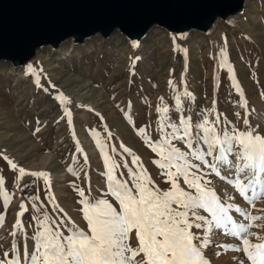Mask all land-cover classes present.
Returning a JSON list of instances; mask_svg holds the SVG:
<instances>
[{"label":"rangeland","instance_id":"1","mask_svg":"<svg viewBox=\"0 0 264 264\" xmlns=\"http://www.w3.org/2000/svg\"><path fill=\"white\" fill-rule=\"evenodd\" d=\"M237 21V26L232 27L219 20L213 31L220 29L223 35L193 31L186 41L154 28L138 47H133L119 32L109 39L94 36L79 45L69 40L57 50L50 46L39 49L26 78L19 76L23 67L15 69L11 63L0 64V153L28 172H48L51 178L49 193L43 180L31 176L16 179L17 173L0 157V174L5 178L0 191V215L5 217L0 227V259L5 252L12 256L14 239L23 248L24 240L11 235L21 202L29 206L21 217L29 236L36 227L31 217L38 215L31 204L39 206L41 202L44 205L41 211L53 217L66 213L87 230L80 210L81 198L73 184L83 188L86 195L90 187V199L101 196V190L106 187L102 175L106 169L98 141L107 146L109 155L118 164L127 162L133 167L132 158L123 151L127 147L140 157L160 187H168L152 163L155 154L137 132L149 126L153 140L159 138L157 107L161 106V97L173 121L178 118L174 97L186 88L195 97V103L183 96L181 99L185 115L190 114L193 122L199 119L203 109H209L242 129L245 110L239 104L246 100L251 125L264 134V0H247L245 12ZM148 43L151 44L147 46ZM143 45L147 46L145 50ZM222 50L227 68L222 66ZM35 73L39 84L33 77ZM169 81L175 85V92ZM237 83L239 88L234 87ZM60 93L70 101L67 107L72 113L71 124L64 115L65 106L55 98ZM237 112L240 118L235 116ZM177 146L183 147L179 143ZM73 157L78 163L73 162ZM70 165L79 178L68 171ZM120 171L127 179V169L121 167ZM214 186L222 197L235 195L234 203L247 208L253 216L264 217V199L252 207L218 178ZM3 191L11 195L7 206L3 204ZM33 195H39L40 201L30 202L27 198ZM49 195L55 197L63 213L53 211ZM253 224L264 226V219ZM251 230L264 236V227ZM232 239L220 232L213 236L214 243L233 244ZM253 242H256L254 238ZM27 245L31 252L33 241L28 239ZM212 249L216 248L205 250L210 264H239L243 255L235 252L231 259L228 251L217 248L221 255L215 257L211 256Z\"/></svg>","mask_w":264,"mask_h":264},{"label":"snow or ice","instance_id":"2","mask_svg":"<svg viewBox=\"0 0 264 264\" xmlns=\"http://www.w3.org/2000/svg\"><path fill=\"white\" fill-rule=\"evenodd\" d=\"M220 55L222 66L227 68L223 50ZM36 82L39 84V77ZM169 85L175 92L172 81ZM234 87L239 88L238 83ZM181 96L195 103V97L186 88L175 95L176 121L171 119L163 97L160 98L158 139L153 140L149 126L137 129L146 146L155 154L152 163L160 170L162 182L168 187H160L140 157L127 147L122 146L132 158L133 167L127 162L118 164L109 155L107 146L98 141L106 169L102 173L106 187L101 190V196L90 199V187L89 195H86L83 188L73 184L81 198L80 210L87 230L66 213L62 217H53L47 211H41L44 207L41 202L39 206L31 204L38 215L31 217L36 227L29 236L21 219L29 206L21 202L11 235L14 238L19 235L24 240L23 248L14 239L12 256L5 252L0 264H210L205 255V250L210 248L242 253L239 264H264V236L251 231L253 227H264L253 224L264 217L253 216L247 208L234 203L235 195L222 197L214 186L218 178L252 207L264 199V134L251 125L246 100L239 104L245 110V127L242 129L209 109H203L199 119L193 122L190 114L185 115ZM55 98L65 106L64 115L71 124L72 113L67 107L69 99L62 93ZM235 116L240 118L241 114L237 112ZM39 131L37 128L36 132ZM178 143L183 147L177 146ZM112 151L115 153V148ZM0 157L17 173L16 179L31 176L43 180L50 193L48 172H28L3 153ZM73 162L78 163L75 157ZM121 167L127 169V179L120 171ZM68 171L79 178L72 165ZM4 185L5 178L0 174V191ZM27 199L40 201L39 195ZM49 201L53 211L63 213L54 196L49 195ZM10 202L11 195L3 191L4 206ZM4 221L5 217L0 215V227ZM217 232L238 243H214L213 236ZM28 239L33 241L31 252ZM214 254L221 255L220 252Z\"/></svg>","mask_w":264,"mask_h":264},{"label":"water","instance_id":"3","mask_svg":"<svg viewBox=\"0 0 264 264\" xmlns=\"http://www.w3.org/2000/svg\"><path fill=\"white\" fill-rule=\"evenodd\" d=\"M247 0H0V64L29 65L39 49L119 32L138 46L154 28L186 41L222 20L232 27ZM233 20V21H231Z\"/></svg>","mask_w":264,"mask_h":264},{"label":"bare ground","instance_id":"4","mask_svg":"<svg viewBox=\"0 0 264 264\" xmlns=\"http://www.w3.org/2000/svg\"><path fill=\"white\" fill-rule=\"evenodd\" d=\"M231 21H233V20H231ZM216 26H217V25H216ZM216 26H215L210 32H212L213 30H215ZM151 32H152V31H151ZM210 32H209V33H210ZM212 33H213V34L216 33V35H219V34L223 35V33H222V31H221L220 29L218 30V32H217V31H213ZM189 36H190V35H189ZM65 43H66V42H65ZM142 43H143V42H142ZM142 43H140L139 45H141ZM150 44H151V43H148L147 46L150 45ZM139 45H138V46H139ZM138 46H133V47H138ZM147 46L144 47V45H143L144 48L142 47V49L145 50ZM61 47H62V46H61ZM61 47H60V48H61ZM60 48H59V49H60ZM36 58H37V57H36ZM36 58H35V59H36ZM39 58H40V54L38 55V60H39ZM35 59H34V60H35ZM34 60H33V61H34ZM33 61H32V62H33ZM30 65H31V63H30L29 65L23 67L24 69L19 73V76H20L21 78L29 77L27 71H28ZM1 70H2V69H0V71H1ZM33 77H34V78H37V73H35V74L33 75ZM34 78H33V79H34ZM34 81H35V80H34ZM251 231H252V230H251ZM231 239H232V238H231ZM232 241H233V244L238 243L237 241L234 240V238L232 239ZM211 251L215 253V252L219 251V249L216 248V249H212ZM219 252H220V251H219ZM228 252H229V258L234 259V254H235V252H234V251H228ZM214 253H212L211 256H215V257H216V255H215ZM241 257L243 258V255H242ZM215 260H216V258H215ZM234 264H238V263L235 262Z\"/></svg>","mask_w":264,"mask_h":264}]
</instances>
